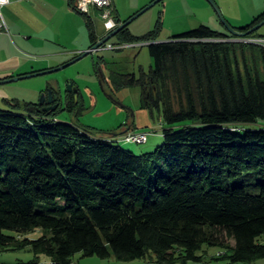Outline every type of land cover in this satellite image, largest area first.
<instances>
[{
	"label": "trees",
	"instance_id": "1",
	"mask_svg": "<svg viewBox=\"0 0 264 264\" xmlns=\"http://www.w3.org/2000/svg\"><path fill=\"white\" fill-rule=\"evenodd\" d=\"M76 2L69 5L84 17L92 49L101 36ZM262 21L264 14L235 29ZM159 32L158 25L138 38L127 27L116 36V46L150 43L148 73L96 62L99 73L109 71L103 82L111 95L141 89V109L163 128L162 145L150 153L95 137L77 119L60 121L63 112L81 113L74 93L50 113L18 100L0 109V253L34 254L19 264H43L41 256L73 264L77 255L201 264L207 246L221 248L215 260L228 264L264 260V128L238 132L264 121V46L205 25L165 43L155 42ZM39 229L41 238L27 237Z\"/></svg>",
	"mask_w": 264,
	"mask_h": 264
},
{
	"label": "rangeland",
	"instance_id": "2",
	"mask_svg": "<svg viewBox=\"0 0 264 264\" xmlns=\"http://www.w3.org/2000/svg\"><path fill=\"white\" fill-rule=\"evenodd\" d=\"M157 1L118 0L121 19L126 22L144 12L128 26L132 35L142 38L154 32L159 25L160 32L155 42L165 43L202 25L219 32L228 31L226 24L233 28L246 27L255 18L264 14V0H212L213 5L209 0H163L152 6ZM23 7L32 23L40 22L53 30L47 32L45 36L47 42L41 39L27 41L24 39V27L16 22L8 24L3 41L0 43V59L8 55L19 57L23 66L15 78L24 76L21 74L23 72L29 71L31 74L32 70L41 72L46 68H60L74 59L76 54H73V51L89 49V31L82 15L76 13L77 15L68 18L66 7L62 9L61 2L58 3L56 0H33L31 4L26 3ZM16 11L18 8L14 10L15 13ZM4 15H6L5 11ZM53 15H57L56 20L52 18ZM91 17L97 33L103 35L105 28L101 15L94 11ZM50 21L59 24L53 25ZM259 34L264 36V27L259 30ZM49 41L52 44H49ZM116 44L120 43L115 37L107 43L106 48L56 73L0 85V109L9 108V103L13 100H18L21 104L40 103L48 88L56 90L65 104L68 87L74 84V88L78 90V97L75 96V101L80 102L82 111L76 115L77 118L63 112L59 116L60 121L70 123L77 119V123L83 128L91 129L95 137L105 139L114 138L113 133H122L129 127L138 131H146L150 134L146 144L138 145L125 141H119V143L124 149L137 155L154 151L164 141L163 128L161 123H154L149 111L141 109V89L126 88L111 95L103 82L104 77L108 78L109 71L102 67L99 73L96 67L99 57H104L117 63L115 70L118 72L134 73L137 76L142 72L148 73L154 67V60L149 50L150 43L141 41L122 51L109 49L110 45ZM124 46L118 45V47ZM48 53L59 55L47 56ZM260 128H264V121L242 125L238 132L244 135L246 130ZM37 211L46 212L47 207L38 206ZM42 236L43 231L39 229L27 237L36 240ZM259 243L264 244V236L259 239ZM224 254L225 252L219 247L206 246L201 264H228V261L215 260ZM33 258L34 254L28 250L8 251L0 253V264L28 263ZM256 264H264V260Z\"/></svg>",
	"mask_w": 264,
	"mask_h": 264
},
{
	"label": "crops",
	"instance_id": "3",
	"mask_svg": "<svg viewBox=\"0 0 264 264\" xmlns=\"http://www.w3.org/2000/svg\"><path fill=\"white\" fill-rule=\"evenodd\" d=\"M32 1L33 0H11V4L3 9V14L5 11V13L7 15V17H6V15H4L5 21L7 23V26H8V24H10L12 22H16V23H19L22 27H24V29H25V33H24L25 38L24 39L25 40L34 41V39H38V40L41 39L43 42H47V39L45 36H46L48 31H51L52 28H49L48 25L44 26L40 22H36L35 23L36 25L34 23H32V21H30V18L28 17V14L25 12V9L23 7V5H25L26 3L31 4ZM69 1L70 0H56V2H58V3L61 2L62 9H64L66 7L65 11H66L67 17L72 18L73 16H75L76 12H74L71 9V7L69 5ZM113 4H114V16H115L116 20L124 22V20L121 19V10H120V4H119L118 0H113ZM16 8H18V11H16V13H15L14 10ZM97 13H98V15L100 14L99 11H97ZM52 18L54 20H56L57 15H53ZM50 22H51L50 24H53V25L59 24L58 22H55V21H50ZM4 33H5V31L3 32L2 36H1L0 43H2V41H3ZM98 35L102 36V35H100V33H98ZM19 36L21 37L20 34H19ZM4 41L6 44V40H4ZM49 44H52V42L49 41ZM83 52H85V51L75 50L72 53L76 54V55H80ZM52 55H59V54H57V53H55V54L48 53L47 54V56H52ZM22 66H23V64L21 63V60L19 59V57L17 55H8L7 57L1 58L0 59V80L15 77L16 74L22 68ZM43 70H51V69L46 68ZM32 72H34V71L32 70L31 73ZM21 74L22 75L30 74V72L29 71L25 72V73L23 72ZM129 131H138V130H134L132 127L131 128L129 127L126 131H124L122 133L119 132V133L125 134L126 132H129ZM116 134H118V133H113L112 136L116 137L117 136ZM40 262L43 264H48L49 259L41 256ZM73 264H143V262L123 263V262L117 261L114 258H110L108 260H103V259H100L98 257L82 258L81 255H77L74 259Z\"/></svg>",
	"mask_w": 264,
	"mask_h": 264
},
{
	"label": "built area",
	"instance_id": "4",
	"mask_svg": "<svg viewBox=\"0 0 264 264\" xmlns=\"http://www.w3.org/2000/svg\"><path fill=\"white\" fill-rule=\"evenodd\" d=\"M11 4V0H0V39L3 32L7 29V23L4 18L3 9ZM77 10L81 13L92 15L93 11H99L102 19L104 20V28L106 32L115 30L120 24L114 16V4L113 0H77ZM237 41L245 43L256 44L264 46V38H246ZM107 46V45H106ZM106 46L104 48H106ZM133 45H125L124 47H118L116 45H110L109 49H124ZM149 132L146 131H134L128 132L120 136H116V141H130L138 145L146 144L149 140Z\"/></svg>",
	"mask_w": 264,
	"mask_h": 264
},
{
	"label": "water",
	"instance_id": "5",
	"mask_svg": "<svg viewBox=\"0 0 264 264\" xmlns=\"http://www.w3.org/2000/svg\"><path fill=\"white\" fill-rule=\"evenodd\" d=\"M163 0H158L157 2H155L153 5H155L158 2H161ZM209 2L213 5V1L209 0ZM218 13L219 9L216 8ZM144 12L136 15L134 18H132L131 20L120 24L115 30L111 31V32H106L105 34H103V36H101L100 40L98 41V43L92 48L89 49L85 52H83L80 56H78L77 58L73 59L71 62H69L68 64L57 68V69H51V70H47V71H43V72H38V73H34V74H28V75H24V76H19V77H14V78H9V79H4V80H0V85H4V84H8V83H14V82H18V81H22L25 79H29V78H33V77H37V76H43V75H48V74H52V73H56L58 71H61L63 69H66L67 67L75 64L76 62L80 61L81 59L85 58L86 56L93 54L94 52H97L101 49H103L107 43L115 38L122 30H124L125 28H127L135 19H137L140 15H142ZM262 27H264V21H262L261 23H259L258 25L254 26L252 29H250L249 31H239L236 30L235 28L231 27L229 24H226V28L228 30V32L230 34H232L234 37H236L237 40H241V39H246L248 38L250 35H252L255 32H258ZM68 92L69 93H74L76 97H78V90L74 88V84H70L68 87ZM48 101L46 100V94L43 95L42 101L39 103L42 107L46 104L49 106H45L42 108V110L44 112H54L56 111L59 107L60 104H55L54 103L57 101L58 96L57 94H54L52 91H50L48 93ZM77 99V98H76Z\"/></svg>",
	"mask_w": 264,
	"mask_h": 264
},
{
	"label": "flooded vegetation",
	"instance_id": "6",
	"mask_svg": "<svg viewBox=\"0 0 264 264\" xmlns=\"http://www.w3.org/2000/svg\"><path fill=\"white\" fill-rule=\"evenodd\" d=\"M106 33V32H105ZM104 33V34H105ZM50 92V91H49ZM48 92V93H49ZM48 93H45L46 94V100L48 101V99H49V97H48ZM58 96V99H57V101L54 103V105L55 104H60V106H66V104H67V97H66V99H65V104L63 103V101H62V98L59 96V95H57ZM47 101H46V104L43 106V107H45V106H49L48 104H47Z\"/></svg>",
	"mask_w": 264,
	"mask_h": 264
},
{
	"label": "bare ground",
	"instance_id": "7",
	"mask_svg": "<svg viewBox=\"0 0 264 264\" xmlns=\"http://www.w3.org/2000/svg\"><path fill=\"white\" fill-rule=\"evenodd\" d=\"M125 142H127V143H132V142H130V141H125ZM133 144H136V143H133ZM143 264H151V263H149V262H145V263H143Z\"/></svg>",
	"mask_w": 264,
	"mask_h": 264
}]
</instances>
